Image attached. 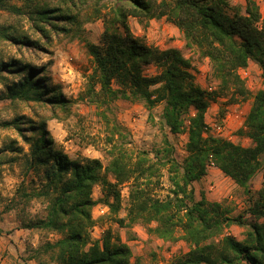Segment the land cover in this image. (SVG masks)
<instances>
[{
  "label": "trees",
  "instance_id": "obj_1",
  "mask_svg": "<svg viewBox=\"0 0 264 264\" xmlns=\"http://www.w3.org/2000/svg\"><path fill=\"white\" fill-rule=\"evenodd\" d=\"M12 1L0 0V11L25 15L44 38L50 30L67 35L73 25H78L76 14L69 13V5L75 0H26L25 7ZM111 1L114 5L110 15L103 18L98 43L86 42L93 66L85 94L104 105L119 98L142 100L147 107L164 102V125L171 133H187L186 155L178 162L166 145L163 161H158L160 151L155 153V161L147 151L132 159L125 149L115 146L108 150L109 159L103 166L98 158L70 159L57 149L43 118L20 115L4 121L1 125L12 127L27 146L25 152L11 142L8 150L23 153L26 171L42 177L38 187L32 188L22 179L5 208H19L23 228L59 236L36 249H27L30 258L39 264H131L130 247L109 229L100 240L90 238L89 230L96 223L91 211L100 202L120 227L141 224L148 234L171 242L181 239L190 245L186 253L168 264H264V169L262 187L253 194L249 187L263 165L264 89L252 95L244 126L238 131L250 139V145L204 135L211 100L221 94L229 95L232 102L248 97L239 70L247 68L249 61L260 66L264 82V13L256 0H243V12L240 5L226 0ZM129 16L143 26L163 18L177 27L186 46L195 47L208 58L217 87L207 91L194 83L191 62L179 48L151 47L143 37L133 35L127 23ZM0 39L17 48L39 49L35 40L11 27L0 26ZM149 65L156 69L153 74L144 73ZM47 74L45 66L12 57L1 59L0 79L6 86L3 97L46 106L53 115L57 110L66 111L69 101L49 84ZM7 76L14 79L8 81ZM113 126L120 129L117 123ZM210 165L243 189L248 198L244 210L234 214L223 203L207 200L202 192L196 199L191 184L206 175ZM163 166H168L172 188L165 199H160L149 190ZM97 184L103 188L99 200L92 197ZM124 184L128 186L127 207L125 215L118 216L120 187ZM33 202L43 207L44 215L30 214L28 208ZM231 225L244 228L242 239L226 232Z\"/></svg>",
  "mask_w": 264,
  "mask_h": 264
},
{
  "label": "rangeland",
  "instance_id": "obj_2",
  "mask_svg": "<svg viewBox=\"0 0 264 264\" xmlns=\"http://www.w3.org/2000/svg\"><path fill=\"white\" fill-rule=\"evenodd\" d=\"M43 1V0H34ZM56 3V0H51ZM231 5H240L243 12V0H226ZM260 10L264 13V0H256ZM19 7L27 5L26 0L11 2ZM114 3L111 0H75L69 5V13H75L77 26H72L67 35L55 34L50 30L48 37H42L33 29L30 20L25 15L14 14L5 10L0 11V26L11 27L17 33L26 34L31 40L39 44V49L31 50L17 48L0 39V60L12 57L26 61L34 66H45L48 69L49 84L54 85L69 101L66 111L57 110L53 115L51 110L33 102L10 101L5 99L6 86L0 79V264H39L30 258L27 249H36L46 241H54L57 234H47L22 227L19 208L6 209L9 200L15 195L22 179L28 188L38 187L41 174L27 169L25 156L8 150L11 142H16L27 152V146L21 141L12 127L2 126L4 121H10L16 116L25 115L31 119L43 118L46 121L48 136L54 146L63 151L70 159L83 160L98 158L105 166L109 159L108 150L112 147H122L131 158L147 151L151 161L164 159L165 147H171V157L181 162L186 155L185 144L187 133H171L162 120L164 102L147 107L142 100L115 99L104 105L91 101L85 94L88 75L92 70V60L88 53L86 42L98 43L103 31V18L109 14ZM63 4V7H66ZM230 13V8L225 9ZM110 15V14H109ZM127 23L135 36L144 38L147 45L164 49L179 48L191 62V73L194 83L206 89L214 90L217 81L212 77L211 65L208 58L200 55L193 46H186L182 32L165 19H152L143 26L137 19L129 16ZM153 65L146 66L144 73L153 74ZM245 75L241 69L239 73L249 90L247 98L237 101L229 100V95L221 94L210 101L205 113V123L209 130L204 135L223 138L234 143L248 146L250 139L238 131L244 126L246 114L250 108L252 95L259 89H264L260 66L249 61L245 68ZM14 79L7 76V80ZM3 97V98H2ZM101 98V97H100ZM192 112V111H191ZM120 129H114L113 124ZM263 165L249 182L251 194L263 185ZM112 180L111 174H106ZM168 166L160 168L153 178L150 192L155 197L165 199L172 184L169 179ZM157 181V182H155ZM196 199L204 193L209 201H218L230 207L236 214L247 206V196L243 189L236 185L219 169L210 165L207 173L199 181L193 182ZM121 208L118 216H124L127 207L128 186L120 187ZM92 197L99 200L103 197L101 185H95ZM28 211L33 217L44 215L43 207L33 202ZM46 213V212H45ZM95 225L89 230L92 240H100L107 229L118 235L132 251L131 264H168L172 260L186 253L190 245L179 239L171 242L148 234L145 226L134 224L132 227H120L108 215V207L97 203L92 208ZM23 218V217H22ZM244 228L231 225L226 232L237 239H242ZM53 264V263H52Z\"/></svg>",
  "mask_w": 264,
  "mask_h": 264
},
{
  "label": "built area",
  "instance_id": "obj_3",
  "mask_svg": "<svg viewBox=\"0 0 264 264\" xmlns=\"http://www.w3.org/2000/svg\"><path fill=\"white\" fill-rule=\"evenodd\" d=\"M241 71H242L245 75L247 74V72H246L245 69H241ZM208 130H209V127H208V125L206 124V127H205V129H204V134H205Z\"/></svg>",
  "mask_w": 264,
  "mask_h": 264
}]
</instances>
